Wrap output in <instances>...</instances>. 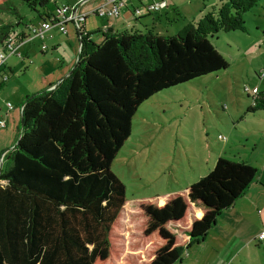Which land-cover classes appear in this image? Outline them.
Listing matches in <instances>:
<instances>
[{
	"label": "trees",
	"instance_id": "obj_1",
	"mask_svg": "<svg viewBox=\"0 0 264 264\" xmlns=\"http://www.w3.org/2000/svg\"><path fill=\"white\" fill-rule=\"evenodd\" d=\"M11 1L0 0V11L17 14ZM20 1L39 20L49 18L50 0ZM257 5L219 0L172 35L99 29L95 43L92 33L76 31L73 67L53 88L25 97L15 144L4 154L0 264H174L205 236L254 182L257 168L221 156L195 183L135 207L111 163L144 100L227 68L210 37L246 32L244 13ZM20 23L0 24V44ZM254 101L248 110L263 108L261 95Z\"/></svg>",
	"mask_w": 264,
	"mask_h": 264
},
{
	"label": "rangeland",
	"instance_id": "obj_2",
	"mask_svg": "<svg viewBox=\"0 0 264 264\" xmlns=\"http://www.w3.org/2000/svg\"><path fill=\"white\" fill-rule=\"evenodd\" d=\"M179 2V14L170 8L171 22L164 16L168 30L162 31L164 35L175 34L177 28L197 21L219 0ZM10 6L17 14L8 9L0 11V24L20 21L17 28L21 30L25 24L38 21L37 13L22 1L12 0ZM243 18L246 32L220 31L210 37L227 68L165 88L144 100L132 117L130 136L111 163V170L125 185V200L135 207L138 201L156 203V197L195 183L221 156L257 168L254 181L259 183V190L221 212L202 244L210 249L211 243L216 246L214 264H264V107L248 110L264 92V0H258ZM66 28L70 35L72 25ZM91 36L95 43L102 40L99 31ZM42 43L47 46L44 54L40 51ZM67 46L53 49L48 40L38 38L20 43L18 52L27 58H8L12 72L6 68V75L0 79V100L3 94L25 84L38 91L46 88L47 83L41 86L40 78L61 66V57L69 55ZM2 98L4 105L7 101L17 105L9 97Z\"/></svg>",
	"mask_w": 264,
	"mask_h": 264
},
{
	"label": "crops",
	"instance_id": "obj_3",
	"mask_svg": "<svg viewBox=\"0 0 264 264\" xmlns=\"http://www.w3.org/2000/svg\"><path fill=\"white\" fill-rule=\"evenodd\" d=\"M75 1L76 0H61L60 2L57 3L56 0H50V4L52 3V6L50 7L48 14L49 15L53 14L56 5H59L61 3H74ZM154 1H160V0H154ZM165 1H166V6L164 8L156 12H149L145 8V6L150 2V0H145V2H142V0H127L125 1L124 5H122L119 8L118 15H116L115 17H104V16L99 17L98 15L92 14L90 12L98 4L102 3V0H89L81 7H79L80 12L86 13L83 22V29L88 33L96 32L99 29L102 31H106V30L109 31V28H112V31H116V32L128 30V29H136L140 31L153 29L154 32L158 34H163L162 32L163 30L168 31L166 30L167 23L166 21H164V16L168 22H171L172 20L169 12L170 8L172 7L173 10L174 9L178 10V8L179 10L181 9V4L179 2L180 0H165ZM90 14L94 16L93 19L89 18ZM40 21L41 20L38 19L36 23H31V24H37ZM71 25L73 27V31L70 35L67 34V28H66V33H64L65 35H63V33L59 30L58 27L57 28L52 27L46 33V37L44 40H48V42L52 45L53 49L56 48L57 46L61 47L63 46V44L64 45L67 44L68 45L67 47H69V55L65 56L64 58L61 57L62 59L61 66L57 67L55 72L51 71L41 76L40 78L41 86L47 83V87L44 89H51L52 87H54V85L60 79H62L64 76H66L69 73V71L71 70L77 59V55H78L77 51H79L78 50L79 41H78V36L76 34L77 31L76 27L73 24ZM177 29L179 30L180 28ZM13 32L20 33L19 29L15 27L13 28ZM24 32H27V30H25ZM90 37L93 39V36ZM73 38H75V41ZM62 50H63L62 52L64 53L65 50L64 49ZM46 52L41 51L42 54ZM11 56H15L21 60L27 58L26 54L25 57H23L22 55L21 57H18L17 55H11ZM8 58H10V56ZM7 60L5 64L0 68V79L2 75H6V68L9 70V72H12V68L9 64H7ZM48 76H51V78H48ZM0 87H2L1 84ZM40 89L44 90L43 86ZM36 91L38 92V90H36V88L31 87L30 84H25L19 87L15 92H10V93L6 92L8 93V95L3 94L2 97H9L17 104L10 111H7L6 105H4L3 98L1 97L0 119L4 118L6 121V125L5 127L0 128V163H1L0 168H2V166L5 164L4 153L7 150L11 149L16 141V136L19 129V119H20V111L18 110V106L21 105V103L24 101L27 95L36 93ZM261 97L264 100V92L261 93ZM258 186L259 183L257 181H254L241 197L249 194V192L251 191L254 193L255 190H259ZM241 197H239L238 199H240ZM236 200L233 203L234 206L236 205L237 202ZM228 208L222 210L221 212H224ZM217 217L215 220L216 222L206 232L205 236L199 241L191 243L184 251L182 257L174 264H214V257L212 253L216 251L215 249L216 246H214V244L211 243L212 248L210 249L208 246L205 245L202 246V244L207 239L213 227L216 226ZM183 240L184 238H180L179 242H182Z\"/></svg>",
	"mask_w": 264,
	"mask_h": 264
},
{
	"label": "built area",
	"instance_id": "obj_4",
	"mask_svg": "<svg viewBox=\"0 0 264 264\" xmlns=\"http://www.w3.org/2000/svg\"><path fill=\"white\" fill-rule=\"evenodd\" d=\"M89 0H76L74 3H61L55 7V10L48 19L41 20L37 24H29L27 26V32H9L3 42L0 44V68L5 64L7 58L11 55H17L21 57L20 53L17 52L20 43L25 40H32L35 38L44 40L46 33L54 26H57L62 33H66V24L71 23L76 27V30L83 28V22L86 13H82L79 10L83 4ZM127 0H102V3L98 4L90 13L104 16V17H115L118 15L119 8L124 5ZM166 6L165 0L150 2L145 6L147 11L156 12ZM40 50L42 52L47 51V46L41 44ZM5 76V75H4ZM256 92V89H253ZM7 111H10L14 106L10 102H6ZM23 104L18 106V110L21 112ZM6 121L4 118L0 119V128L5 127ZM221 138L220 136H218ZM224 139V137H222ZM5 154V153H4ZM263 235L261 234L260 237Z\"/></svg>",
	"mask_w": 264,
	"mask_h": 264
},
{
	"label": "water",
	"instance_id": "obj_5",
	"mask_svg": "<svg viewBox=\"0 0 264 264\" xmlns=\"http://www.w3.org/2000/svg\"><path fill=\"white\" fill-rule=\"evenodd\" d=\"M109 31H112V28H109ZM77 60V59H76ZM61 80V79H60ZM53 88V87H52Z\"/></svg>",
	"mask_w": 264,
	"mask_h": 264
}]
</instances>
